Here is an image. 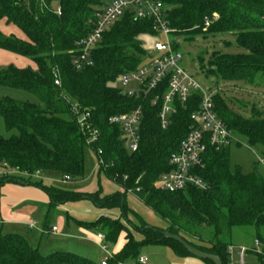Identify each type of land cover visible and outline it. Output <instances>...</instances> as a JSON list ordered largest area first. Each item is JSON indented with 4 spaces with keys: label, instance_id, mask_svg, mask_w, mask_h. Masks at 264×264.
<instances>
[{
    "label": "trees",
    "instance_id": "obj_1",
    "mask_svg": "<svg viewBox=\"0 0 264 264\" xmlns=\"http://www.w3.org/2000/svg\"><path fill=\"white\" fill-rule=\"evenodd\" d=\"M109 1L0 0V21L21 32V36L0 32V49L33 63L23 68L13 65L0 68V86L27 91L38 101L0 98V116L5 128L16 131L7 138L0 136V168L3 169L0 185L13 183L40 189L48 199L47 216L57 205L81 200L91 201L100 209H118L117 218L74 220L80 227L103 231L109 242H115L121 232L125 233L126 243L107 264L137 259L139 249L150 244L168 246L181 258L194 257L179 242L165 238L163 231L178 235L197 249L217 256L222 264H229L231 230L251 227L264 252V237L260 234L264 228V178L232 167L230 146L219 150L207 147L203 168L194 171L206 183V189L187 186L171 193L155 186L159 176L171 169L169 157L179 149L192 128L190 114L197 109L198 96L192 94L185 103L175 101L176 112L170 116L169 125L162 129L158 113L167 88L166 79L147 94L139 92L130 96L117 86L123 73L136 70L149 56L152 46L148 49L144 38H157L150 19H138L132 12H125L109 26L91 51L92 65L74 68L75 42L90 32L93 14ZM159 1L172 31L174 50L180 49L179 38L191 42L200 35L206 38L222 34L232 35L235 45L244 50L212 56L205 74L215 78L216 84L220 81L228 85L264 84V0ZM212 14H217L218 19L206 27L205 20ZM56 78L59 86L55 84ZM221 91L213 95L218 118L234 134L244 136L250 145H260L264 157V115L255 108H251L249 117L234 112ZM154 98L157 100L152 104ZM72 105L88 113L89 123L98 129V141L94 144H87V135L71 113ZM137 107L141 108L139 146L135 152H129L120 126L110 123L109 118ZM87 145L97 160L99 157L103 160L97 170L122 187L123 192L102 196L100 188L81 193L30 180L31 175L42 171L82 180ZM127 192L166 220L167 225L146 223L128 207ZM256 255L264 264V256ZM201 260L214 264L208 259ZM0 264L100 263L64 251L43 255L24 236L0 232Z\"/></svg>",
    "mask_w": 264,
    "mask_h": 264
},
{
    "label": "rangeland",
    "instance_id": "obj_2",
    "mask_svg": "<svg viewBox=\"0 0 264 264\" xmlns=\"http://www.w3.org/2000/svg\"><path fill=\"white\" fill-rule=\"evenodd\" d=\"M108 3V2H107ZM56 5V2L53 3ZM0 32L9 35L21 36V32L12 25H6L0 21ZM157 38L145 37V45L149 49ZM179 51L182 55L180 65L195 79H197L204 88H210L212 91H221L225 102L234 112L249 117L251 108H255L264 115V84L246 85L244 83H233L228 85L223 82L216 84L215 78L208 77L205 70H208V63L212 56L217 53H240L244 50L235 45L234 37L230 34L203 37L197 36L193 41L187 42L179 38ZM226 41L229 44H226ZM13 65L19 68L32 66L33 63L25 57L15 55L6 50L0 49V68ZM129 84L124 87L120 82L117 86L123 90L131 87ZM7 97L17 102L37 103V98L24 90L14 89L7 86H0V98ZM16 133L15 130L5 128L3 117L0 116V136L10 137ZM230 163L232 167H238L244 174H257L264 178V166L260 163L263 160V149L260 145H250L244 136L234 134L233 142L229 147ZM85 158V178L82 182H74L65 179L58 172L42 171L39 175L30 176L32 182H42L46 185H52L61 189L76 191L80 189L100 188L103 194L111 193L115 190L112 182L101 175L99 186L97 187V156L90 146H86L84 152ZM91 187V188H90ZM130 194V192H127ZM132 194V193H131ZM127 200L139 212L142 217L149 223L157 226L167 225V221L156 215L143 203L133 201L127 195ZM69 213L64 209L53 208L47 220L49 228L51 225L59 229L57 233H45L40 235L36 229H31L33 237V246L40 245V253L48 255L55 251H64L77 254L81 257L99 262L100 259H106L112 254L113 243L107 242L108 255L101 251L94 243L86 239L85 236L78 232L74 219L72 217H81V215H92L99 209L91 201H82L81 203L71 204ZM68 215V216H67ZM70 215V216H69ZM130 215V214H129ZM44 215H36L33 218L37 227L45 224ZM0 232L7 233L6 228L0 227ZM37 232V233H36ZM90 232H92L90 230ZM264 237V228L260 230ZM40 236H42L40 238ZM256 233L251 227H236L231 230V247L229 249L230 264H241L238 255L241 246L252 247ZM40 239V240H39ZM40 241V242H39ZM261 250V249H260ZM263 251V248L261 252ZM144 257L145 264H174L181 259L173 251L164 245H145L139 249L137 259H127L123 264H138V258ZM243 264H261L258 256L252 252H246L243 258Z\"/></svg>",
    "mask_w": 264,
    "mask_h": 264
},
{
    "label": "built area",
    "instance_id": "obj_3",
    "mask_svg": "<svg viewBox=\"0 0 264 264\" xmlns=\"http://www.w3.org/2000/svg\"><path fill=\"white\" fill-rule=\"evenodd\" d=\"M43 3L44 0H38ZM60 14V9L56 8ZM125 12H132L135 18L150 19L152 31L157 39L152 44V49L144 64L134 71L125 72L120 76V83L127 88L128 95H135L139 92L147 94L154 90L164 79L167 80L166 91L162 95L161 107L158 113L160 126L165 129L170 123V116L176 112L175 101L185 103L192 94L198 96V105L190 114L192 128L181 141L179 149L171 154L168 164L171 169L162 173L155 182V186L168 192H176L193 186L199 189H206V183L194 173L198 168L204 166V155L208 146L216 150L230 146L233 142L234 132L229 129L217 116L214 110L213 95L218 91L204 88L200 82L187 72L181 65L182 55L180 51L172 48L171 29L165 20V11L159 0H110L100 10L96 11L90 19V32L82 39L75 42L77 51L72 63L74 68L81 69L84 66L92 65L91 51L99 44L103 33L111 24L121 18ZM218 19L217 14L205 20V26H209ZM55 84L60 85L58 78ZM62 97L69 101V98L62 93ZM157 98L152 100L155 104ZM71 113L74 115L77 124L84 134L87 135V144L92 145L98 141L99 131L91 122L89 114L80 112L75 105L71 106ZM141 119V108L137 107L128 113L114 115L109 122L117 124L122 130V139L129 152H135L139 146V125ZM98 155L101 150L98 149ZM98 167L103 164L101 157L98 158ZM264 166V159L260 160ZM65 179L69 180L66 176ZM52 227V231H56ZM100 240L104 235L99 234ZM105 249L104 246H101ZM262 243L258 239L253 240L252 247L241 246L239 248L240 263L243 264L244 254L252 252L264 256ZM107 256L100 264H107ZM144 257L138 258V264H145ZM117 264H123L118 262ZM230 264V263H229Z\"/></svg>",
    "mask_w": 264,
    "mask_h": 264
},
{
    "label": "crops",
    "instance_id": "obj_4",
    "mask_svg": "<svg viewBox=\"0 0 264 264\" xmlns=\"http://www.w3.org/2000/svg\"><path fill=\"white\" fill-rule=\"evenodd\" d=\"M0 170H3L0 168ZM41 172H36L31 176L34 175H39ZM0 174L1 171H0ZM101 175H103L107 180H109L104 174L100 173L97 170L96 177H97V182L96 185L97 187L99 186V180ZM85 178V176H84ZM70 180L74 182H82L84 180ZM112 182L111 180H109ZM113 185L115 186V190L112 191L111 193L108 194H103L104 195H110L113 194L117 191L123 192L122 187L117 185L116 183L112 182ZM91 188V187H90ZM98 188H91L89 189H78L75 192H81V193H92L97 191ZM127 195L131 198L133 201H138L139 203H142L139 199H137L133 194H126V202L128 204V207L132 209L134 212H136L138 215L142 217V215L137 212L134 207L130 204V202L127 200ZM82 201H87V200H81L78 202H73V203H81ZM47 196L38 188L29 186V185H21V184H13V183H5L3 185H0V227L1 228H6L7 233H17L22 236H24L29 243L33 246V240L36 238L33 237L31 229H36L40 235H43L45 233H57L59 229L57 228L56 231H52V227L55 226H49L47 225V220L48 217L46 214L47 211ZM71 202L69 203H63L60 205H57L55 208L59 209H64L66 213H69V210L71 209ZM99 209V211H95L94 214L92 215H81V217H72L74 220H83V221H93L97 219L99 216H109L113 218L119 217L120 211L118 209H112V210H107V209ZM45 224L42 225V227H37L35 221H33V218L36 215H44ZM68 216V215H67ZM70 216V215H69ZM132 217L131 215H129ZM143 218V217H142ZM144 221H146L143 218ZM146 223H148L146 221ZM76 224V223H75ZM149 224V223H148ZM153 225V224H150ZM78 227V232L85 236L86 239L90 240L92 243H94L101 251H103L106 255H108V245H107V238L105 237V233L103 231H100L98 229H89V228H84L80 227L76 224ZM157 226V225H154ZM166 226V225H165ZM163 226V227H165ZM90 230L92 232H90ZM37 233V232H36ZM102 234L104 235V239L100 240L98 238V235ZM42 236H40L41 238ZM40 240V239H39ZM40 242V241H39ZM112 245V254H116L121 250L123 245L126 243V238H125V233L121 232L119 236L117 237L115 242ZM101 246H104L105 249H102ZM38 249H40V245L36 246ZM181 259L180 262H175L174 264H206L204 261H202L199 258L196 257H179ZM91 260V259H90ZM104 259H100L99 262L96 261V263H100ZM93 261V260H92ZM95 262V261H94Z\"/></svg>",
    "mask_w": 264,
    "mask_h": 264
},
{
    "label": "water",
    "instance_id": "obj_5",
    "mask_svg": "<svg viewBox=\"0 0 264 264\" xmlns=\"http://www.w3.org/2000/svg\"><path fill=\"white\" fill-rule=\"evenodd\" d=\"M146 228H150V226H146ZM162 234L165 238L175 240V241L179 242L180 244H182L188 250V252L191 253L194 257L199 258V259L211 260L214 264H222V262L220 261V259L217 256L203 252V251L197 249L196 247L188 244L180 236L175 235V234H171L167 231H163Z\"/></svg>",
    "mask_w": 264,
    "mask_h": 264
}]
</instances>
